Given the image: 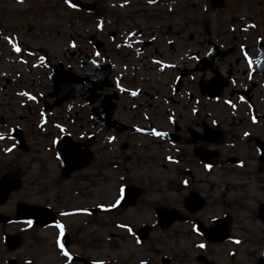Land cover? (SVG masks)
I'll use <instances>...</instances> for the list:
<instances>
[{"label":"flooded vegetation","instance_id":"af4514ba","mask_svg":"<svg viewBox=\"0 0 264 264\" xmlns=\"http://www.w3.org/2000/svg\"><path fill=\"white\" fill-rule=\"evenodd\" d=\"M167 1L172 6L167 10L168 26L137 27V17L145 15L129 9L109 13L91 36L90 47L78 50L73 66L44 59L49 86L41 89L39 84L38 91L28 64L26 74L14 68L18 42L0 46V135L5 137L0 140V257L9 254L6 264H20L12 242L18 237L22 245L20 227L54 232L53 239L44 241L48 251L41 264L99 263V234L79 233L82 226L94 222L96 209L85 206L63 215L57 211L73 202L66 195H77L73 188L81 183L77 173L88 169L98 143L113 160L152 146L174 167L172 179L161 178L159 186L160 192H172V201L161 202L157 194L143 201L147 190L128 184L123 186L132 189L126 200L122 197L108 208V213H120L111 224L117 233L107 238L117 244L109 250L118 247L119 254L127 252L108 264H206L207 247H216L220 258L227 257L226 245L230 259L264 264V0ZM81 12L87 15L94 10ZM104 24L110 28L107 41L101 39ZM26 52L28 61H33L34 54L30 49ZM64 68L79 75L90 73L96 89L89 98L63 103L84 102L60 115L54 110L62 105L53 107L48 95L52 75ZM129 74L140 80L131 81ZM140 87L150 90L142 93ZM122 100L132 102L127 106L130 110H123ZM84 127L92 132L83 133ZM95 130L110 135L101 142ZM116 137H123L119 149H115ZM68 142L67 150L77 158L66 172L56 145ZM8 148L11 151L5 152ZM87 152L88 164L78 168V159ZM25 156L38 158L39 174L26 175L30 164L22 159ZM52 162L55 170L49 171ZM106 168L114 169L105 164ZM170 212L173 222L162 226L159 215ZM24 217L31 225L16 221ZM77 217L88 221L73 226L66 221ZM193 240L197 241L192 244L194 253L183 257L178 241ZM32 260L25 259L24 264ZM211 262L221 264L223 258Z\"/></svg>","mask_w":264,"mask_h":264},{"label":"rangeland","instance_id":"374dc122","mask_svg":"<svg viewBox=\"0 0 264 264\" xmlns=\"http://www.w3.org/2000/svg\"><path fill=\"white\" fill-rule=\"evenodd\" d=\"M72 0H69V3ZM83 2L93 3L98 8L91 14H82L80 11H76L74 8L69 7L65 3V0H0V46L5 45V42H18L19 53L15 56L18 62L14 65L15 70L19 74L25 73V67L27 64L30 66L29 74L33 77L34 88L38 91L39 84L42 89V85L49 86V80L47 77L48 65L44 62L45 58L48 57V62L56 63L60 61L66 65H72L76 63L75 59L78 57L77 52L79 49H88L91 42V36L96 32L98 25L104 21L109 13L113 11L124 12L125 10H131L132 13H142L145 17H137V27L150 26V23L157 25L158 23L162 26L170 25V15L167 10L172 8L171 1L167 0H82ZM118 4L122 5V9H116ZM168 4V5H167ZM175 9V7H174ZM198 9L194 10L196 15ZM169 16V18H167ZM110 28H106L103 25V31L101 38L107 41V32ZM7 46V45H6ZM17 48V47H15ZM26 49H30V53L34 54V60L29 62L26 55ZM91 51V50H89ZM76 53V55H75ZM20 59H23L20 61ZM30 63V64H29ZM2 67V66H1ZM138 66H136L137 68ZM74 68V67H73ZM4 70V67H2ZM75 69V68H74ZM26 74V73H25ZM128 78L133 82L140 80L132 79L130 74ZM149 81L142 78L141 81ZM134 87V86H131ZM142 93L149 91L148 87H140ZM125 105H122L123 110L127 109L132 102L128 100H122ZM84 102L81 99L74 100L65 105L62 104L60 108L53 109L57 114L65 115L69 114L67 108H77L83 105ZM83 118L88 117V110L82 113ZM79 127V122L75 123L73 129ZM92 132L91 129L83 128V131ZM57 130H52L53 134H56ZM94 132V131H93ZM84 133V132H83ZM97 138H100L101 142H105L108 135L102 134L99 130H95ZM54 137V135H53ZM112 138V136H109ZM52 138V137H51ZM123 137H116L115 140L118 142L115 149H119L118 146L124 144L122 141ZM120 141V142H119ZM96 154L93 158L88 169L83 170L77 175L81 179V183L77 186L73 185V188L78 190L77 195L68 196L67 201L72 200L71 203H64L57 208L58 214L69 212L70 209L81 208L85 206L94 207L93 223H88L86 226H82L79 233L83 236L98 233L99 241L97 244L98 248V264L106 262L108 260L119 256L127 255V252L119 254V248L115 250H109L110 245H116L117 241L113 240L112 243L107 242V238H111V233H117L113 231L112 222L115 224L117 221L116 217L120 214L119 211L114 213H108V208L114 204V200L118 198L119 189L125 185L133 184L137 187H141L147 190L146 195L143 197V201L146 197L150 198L151 195L157 194L161 202H170L174 199V195L171 191L160 192V181L161 178L165 181L172 179L174 167L170 162H164L163 154H160L152 146H146L142 152L128 151L122 153L118 159H109L106 157L108 151L106 147H103L100 143L98 146L95 145ZM26 162H29L30 171L28 174H39L41 169L35 162L37 157L25 156ZM105 164L112 166L113 171L109 168H105ZM165 165V166H164ZM49 171L55 170L54 163L52 162ZM115 166V167H114ZM118 168L120 171H118ZM103 169V171L101 170ZM166 170V171H164ZM90 182L92 183L90 185ZM67 182L66 185H70ZM64 190V186L62 185ZM67 192V191H66ZM105 205V206H104ZM82 209V208H81ZM103 209H107L106 211ZM61 210V211H60ZM66 211V212H65ZM103 212L104 214H102ZM85 217V216H82ZM82 217L77 219L68 218L66 221L70 225L76 223L86 224L88 220ZM63 220L64 217H61ZM131 222V221H130ZM134 223V222H131ZM23 227H20V235L22 237V245L18 249V252L13 255L20 261V264H24V260L33 258L31 264H41L42 257L46 256V250L48 251L47 244L44 245V241L47 239H53L54 232L49 230H42L41 228H34L27 231ZM85 230V231H84ZM18 231V232H19ZM22 232V233H21ZM35 238L33 243L31 239ZM197 242L193 241H178V247L184 253L183 257L190 258L195 250L192 248V244ZM165 245V243H164ZM165 248V246H164ZM169 249V246H168ZM206 264H212L213 259H222L221 264H247L248 260L244 258L234 256L230 259V253L228 252V245L225 246L224 253L227 257H216V247L206 248ZM111 251V252H109ZM162 255L164 253L162 252ZM9 257V254L3 252L0 257L2 264H6L5 260Z\"/></svg>","mask_w":264,"mask_h":264},{"label":"water","instance_id":"95a60500","mask_svg":"<svg viewBox=\"0 0 264 264\" xmlns=\"http://www.w3.org/2000/svg\"><path fill=\"white\" fill-rule=\"evenodd\" d=\"M71 4L76 8H82V9L91 8L90 5H83L78 1H73ZM84 75H86V73H84ZM88 83H89L88 79L85 77L80 78V77L74 76L73 74L62 72L61 70L58 73H55L53 77V86H52V92L50 94V97L55 98L56 102L54 104L55 106H59L62 102L69 100L71 98L77 97V96H81V95L84 96L89 91L93 93L94 90L96 89V85L93 83L92 84H88ZM97 88L100 89V87L98 86ZM66 145L67 144H65L64 146ZM64 146L62 145L61 148L64 149ZM60 154H61L60 159L63 165L62 169L68 172L69 170L67 169L69 167V164L73 162L74 157L75 159L77 157L75 156V154L67 151L66 149L64 151L62 150ZM78 160L80 164L78 168H81L85 166L86 164H88V152L85 154V156H83L82 158ZM131 190H132L131 188L126 190L125 198L126 196H128ZM159 219H160V222L163 223L162 226H165L166 224L173 222L172 221L174 219L173 213L172 212L161 213L159 215ZM12 242H15L14 248H17L18 243L16 241H12Z\"/></svg>","mask_w":264,"mask_h":264},{"label":"snow or ice","instance_id":"6c2138e0","mask_svg":"<svg viewBox=\"0 0 264 264\" xmlns=\"http://www.w3.org/2000/svg\"><path fill=\"white\" fill-rule=\"evenodd\" d=\"M18 2H19V0H18ZM65 3L68 4L69 7H72V6H73L72 4L69 3V0H65ZM14 50L19 51L18 48H15ZM153 134H154V135H157V136H161V135H163L162 133H155V132H154ZM4 138H5V137H4L3 135H0V140H2V139H4ZM53 143H55V141H53ZM9 151H11V148L5 149V152H9ZM119 193H120V195H119V197L116 199L115 204L112 205L113 207H115L116 205H118V204L120 203V199H121V198L123 197V195H124V188H123V187H121V188L119 189ZM103 210L106 211L107 209H103ZM62 215H63V213H62ZM25 223H27L28 225H31L32 221L28 220V221H25ZM55 227L58 228V229H62V226L59 225V224H56ZM193 231H194V232L196 231L195 226L193 227ZM129 232H131V229H129ZM197 234H199V233H197ZM233 242H234V243H237V244L240 243V241H233ZM137 243H139V241H137ZM57 244H58V246L60 247V251H61V253H62L64 256L67 257V256H68V253L64 250L63 246H60V244H59V240H57ZM197 247H199V248H204L205 245H204V244H199V245H197Z\"/></svg>","mask_w":264,"mask_h":264}]
</instances>
